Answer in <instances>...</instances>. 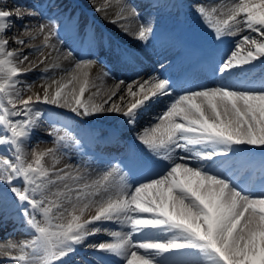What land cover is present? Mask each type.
Instances as JSON below:
<instances>
[{"label":"snow or ice","instance_id":"1","mask_svg":"<svg viewBox=\"0 0 264 264\" xmlns=\"http://www.w3.org/2000/svg\"><path fill=\"white\" fill-rule=\"evenodd\" d=\"M89 2L105 18L114 3L109 23L151 43L154 22L128 0ZM192 9L216 41L239 36L230 54L210 65L213 86L173 96L172 80L154 74L119 80L96 102L99 88L87 100L84 94L97 87L91 73L100 62L77 58L71 49L61 54L53 43L57 23L33 7L0 6V205L12 207L30 236L0 244L5 264H264V80L258 86L246 80L264 62V0H231L221 9L196 0ZM38 18L43 22L31 23ZM17 20L26 21L20 30L27 39L7 38ZM40 37L39 45L30 43ZM13 43H28L29 51ZM45 49L69 66L45 67L41 80L57 69L64 75L51 79L54 89L45 83L42 95L25 96L31 85L23 78L34 68L21 66L34 53L47 64L51 52ZM118 56L134 59L127 51ZM166 97L164 110L135 134L142 152L134 156V169L126 172L112 161L103 168L65 162L67 150L81 142L55 123L46 133L52 147H34L29 158L28 143L44 116L41 104L82 120L120 116L111 132L119 137L123 127L135 128L142 110ZM257 156L262 174L253 184L245 172ZM101 233L110 239L90 242ZM81 248L92 259L80 256Z\"/></svg>","mask_w":264,"mask_h":264},{"label":"bare ground","instance_id":"2","mask_svg":"<svg viewBox=\"0 0 264 264\" xmlns=\"http://www.w3.org/2000/svg\"><path fill=\"white\" fill-rule=\"evenodd\" d=\"M77 1L81 5H86V4L89 5V10L92 9L94 13L99 15L98 17L101 19V21L103 23H105L108 26V29H110V30L112 29L115 33L118 34L119 39L123 40V39L131 38L129 35H126L118 25L109 23V19L115 18V12L117 9H116V6L114 3H113V7L108 12L107 18H105L104 13H97L96 11H94L93 4L90 3L89 0H77ZM95 3L98 5H102L103 0H95ZM128 3H130L136 7V9L140 12L141 17L150 18L152 21L154 20L155 14L152 11L149 12L148 9H142V5H140L139 2H137L135 0H133V1L128 0ZM136 3L138 5H135ZM229 3H231V0H216L215 2H213L211 4L208 3L207 7L209 9L211 7H217L218 9H221ZM16 5H26V6L33 7L37 12L43 13L44 16L52 19L51 16H48L45 13L44 8L42 6H40L39 3L36 4L37 6H34V4L31 2V0H6V3L3 5H0V6H4L8 9H13ZM25 22L26 21H19V20L15 21V24H14L13 28L11 29V31L8 33L7 38H9L11 40V38L13 36H16L20 39H27L20 30L23 23H25ZM38 22H43V21L40 18H38L37 20L31 21L32 24H37ZM235 38L239 39V36H237ZM41 40H42V37L36 39L35 41H30V43L35 44V45H39L41 43ZM67 41L68 40H67L66 36L61 35V33H59V39L53 41V43H55L57 45V47L60 49L61 54L68 51L69 49H71L77 58L95 59V58H93L95 56V54H94V52H96L95 50L92 49L91 51H88V49L86 47L83 49L82 48L80 49V47H78V46L76 48L74 45H69ZM10 46L12 48H20L21 50H23L25 52L29 51V44L28 43L22 45V47H21V45H17L14 43L11 44ZM141 48H143V47H141ZM144 48H145L146 52H148L151 56L152 52H150V45L148 44ZM44 52H45V54H48L49 52H51V55H50V58H49L47 64L40 65L39 61L42 59V56L38 53H34V54L30 55L29 60L21 66L23 68H34V71L28 73L27 76H25L23 78L28 84L31 85V88L29 90L25 91V93H24L25 96H28V95L34 96L36 93H40L42 95L43 94V86L45 85V83H47V85L50 86V88L54 89V86L51 85V79L59 80V78L62 75H64V73L62 71L57 69L54 72L53 71L48 72L47 75H48L49 79L47 81L41 80L39 77H40V75H41V73L45 67H48L49 65H51L53 63H59L62 66V68H67L69 66L68 62L64 61L62 56H60V58L57 59L58 53H56L55 51L45 49ZM104 71H108L110 73V75L108 77H104L103 76ZM121 73H123V72L120 71L119 68H116L114 66L109 67V68H105V67H101V65H99V63H97L96 67L92 70V73H91L92 77L95 79L97 87H89L88 91H86L84 94V99L87 100L88 96L92 95V93L96 92L97 88H99V90H100L99 93L97 95L93 96V99L96 102H101L103 99L106 98L104 96V92L106 90L113 88L119 80H124L126 78L127 74H125V73L121 74ZM138 73H139V75H138L139 77L135 78L134 80L140 79V78L147 79L148 76L152 75V73L147 71V68H144L143 71H139ZM119 75H120V77L118 78ZM125 81L131 82L132 80L129 79V80H125ZM208 84H209V81H207L206 85H208ZM76 90L78 92V90H79L78 85L76 86ZM156 104H157V107L161 106V103H159V102H156ZM157 115L158 114L153 113V111H148V110L141 112L139 117H138L137 123H136L137 127H135L134 130H136V132H137V131L143 129L145 126H148L149 123L152 121V118L154 116H157ZM40 124H42L41 120H40L38 125H40ZM129 132L132 133L134 136L136 134V132L133 133V131H131V130H129ZM32 134H34V133H32ZM30 141H29V143H30ZM46 147H48V146H46ZM69 159L70 158L67 157L66 162ZM72 163L76 164V162H72ZM90 167L91 168H98V167L102 168L100 164L97 166H94V164H91V162H90ZM11 228H12V226H11ZM141 251H143V250H141ZM2 264H4V263H2Z\"/></svg>","mask_w":264,"mask_h":264},{"label":"rangeland","instance_id":"3","mask_svg":"<svg viewBox=\"0 0 264 264\" xmlns=\"http://www.w3.org/2000/svg\"><path fill=\"white\" fill-rule=\"evenodd\" d=\"M44 106H48V105H43V104H41V105H39V108L41 109V111H42V109H43V107ZM51 107H53V106H51ZM55 108V107H54ZM56 108H58V107H56ZM66 110V111H65ZM58 111H59V114H60V116H62V114H64V113H66V114H69V118H71V120H78V121H80L81 123H85V122H94L95 121V119L96 120H101L102 122L103 121H105V115H98V116H93V117H88V118H85V120L83 119H81V118H79V117H76L73 113H71L69 110H67V109H63V108H58ZM69 111V112H68ZM42 127H45V125H42ZM49 128H50V126H48V127H45V129L47 130L46 131V133L48 132V130H49ZM68 129V128H67ZM69 130V129H68ZM70 131V130H69ZM47 140V141H46ZM43 142L45 143V142H47L46 143V145L44 146V147H41L40 146V143L36 140V142L35 143H33V144H31V143H29L28 144V146H27V150H28V152H29V158H30V153H31V149L32 148H36V150L37 151H40V149L41 150H44V149H47L49 146H50V144H51V146H52V138L50 137V136H48L47 134L45 135V141L43 140ZM34 145V146H33ZM46 146H48V147H46ZM73 149V151H74V155H77L76 153L77 152H75V151H77V149H74V148H72ZM28 236H25L24 238H27ZM23 238V239H24ZM0 262H2V263H4L5 262V260L4 259H2Z\"/></svg>","mask_w":264,"mask_h":264}]
</instances>
